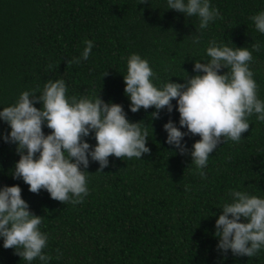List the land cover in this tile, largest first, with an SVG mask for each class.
Returning a JSON list of instances; mask_svg holds the SVG:
<instances>
[{
  "label": "trees",
  "instance_id": "16d2710c",
  "mask_svg": "<svg viewBox=\"0 0 264 264\" xmlns=\"http://www.w3.org/2000/svg\"><path fill=\"white\" fill-rule=\"evenodd\" d=\"M209 3L222 18L201 30L197 16L170 10L167 0H0V111L22 92L41 95L47 81L62 79L69 99L99 95L122 105L130 122L148 124L151 149L142 159L110 156L102 172L90 159L89 194L82 203L62 204L46 190L34 194L22 179L12 178L20 157L15 144L4 142L10 127L0 120V187H21L30 211L42 216L40 231L48 235L43 252L52 257L27 262L5 249L0 238V264H264V248L250 258L231 250L225 256L214 235L220 208L231 202L232 191L264 199V121L256 114L248 117L250 127L240 142H222L210 154L202 178L190 155L166 143L164 124L171 119L180 127L176 100L172 113L162 109L153 120L154 108L132 113L124 93L132 54L149 62L159 88L170 79L184 83L187 74L196 75L195 61H210V41L250 51L258 42L261 49L253 52L250 70L264 101V34L251 19L264 11V0ZM193 36H199L198 44ZM85 40L94 45L88 60L71 63L81 57ZM42 130L45 135L52 131L46 124ZM85 139L96 145L94 133ZM199 139L189 135L182 143L191 151Z\"/></svg>",
  "mask_w": 264,
  "mask_h": 264
},
{
  "label": "clouds",
  "instance_id": "9594fccd",
  "mask_svg": "<svg viewBox=\"0 0 264 264\" xmlns=\"http://www.w3.org/2000/svg\"><path fill=\"white\" fill-rule=\"evenodd\" d=\"M147 3L149 0H141V4ZM167 5L188 17L197 16L201 30L222 18L209 0H167ZM251 19L264 34V11ZM199 42V36H193V43ZM209 43L206 51L210 61H195L193 72L197 74L189 76L185 72L184 83L170 79L158 88L152 82L156 74L149 62L138 54L128 57L127 74L123 76L132 113L154 108L151 119H159L162 109L172 113V101L176 100L180 127L171 119L164 124L166 143L179 154L190 155L202 178H206L203 169L210 154L222 142H240L250 127L248 117L256 114L264 121V101L258 98V85L250 70L253 52H259L261 45L253 43L250 51L219 46L214 40ZM85 44L81 57L71 63L88 60L94 45L91 40H85ZM222 69L227 71L221 74ZM107 75L106 71L103 77ZM66 93L64 80H49L41 95L22 92L14 105L0 111V120L10 127V132L3 135L4 142L15 144L20 157L12 178L22 179L34 194L43 189L62 204H79L89 194L86 170L90 159L98 162V171L102 172L109 166L110 156L142 159L151 154V149L146 146L148 124L130 122L122 105L105 102L99 95L69 99ZM37 103L41 108L34 106ZM45 124L52 130L50 134L42 130ZM92 133L94 147L85 139ZM189 135L200 137L191 151L186 142L182 143ZM230 195L231 202L220 208L222 212L215 221L217 249L225 256L231 250L235 256L254 257L264 248V199L235 190ZM41 224L42 216L30 211L19 185L0 187V238L5 249H14L27 262L37 258L50 261L52 257L43 252L48 235L40 231Z\"/></svg>",
  "mask_w": 264,
  "mask_h": 264
}]
</instances>
